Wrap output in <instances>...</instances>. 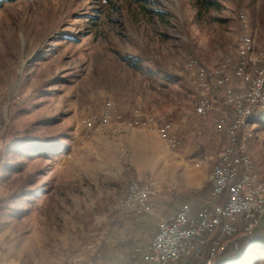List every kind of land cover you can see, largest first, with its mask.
Wrapping results in <instances>:
<instances>
[{
  "label": "rangeland",
  "instance_id": "374dc122",
  "mask_svg": "<svg viewBox=\"0 0 264 264\" xmlns=\"http://www.w3.org/2000/svg\"><path fill=\"white\" fill-rule=\"evenodd\" d=\"M147 1L165 17L144 16L130 0L0 6V264H105L104 241L131 180L153 184L158 221L206 200L234 121L224 100L254 80L249 68L235 73L244 38L248 55L264 61V0H212L218 8L207 13L195 0ZM200 70L226 77L224 87L206 95L211 107L204 116L194 111L204 98L195 90ZM105 111L111 120L103 125ZM135 112L171 124L177 144L165 148L156 131L130 126ZM90 117L96 121L88 128ZM261 121L248 120L235 143L245 139L246 155L264 178ZM32 137L52 141L32 158L14 157L11 143ZM3 163L22 170L8 174ZM244 237L264 241V215L250 235H216L211 264L226 263ZM212 241L176 264H206ZM255 259L264 264V255Z\"/></svg>",
  "mask_w": 264,
  "mask_h": 264
},
{
  "label": "built area",
  "instance_id": "2783aa9c",
  "mask_svg": "<svg viewBox=\"0 0 264 264\" xmlns=\"http://www.w3.org/2000/svg\"><path fill=\"white\" fill-rule=\"evenodd\" d=\"M249 51V39L244 38L238 49L240 62L235 73L241 77L249 68L253 71L254 80L248 91L227 95L224 100L225 106L231 107L233 111L234 121L225 130L228 144L212 169V186L207 198L196 214L185 203L168 219L158 221L152 241L138 253L141 260L148 264H176L183 257L196 258L205 244L216 235L231 238L238 233V229L244 235H250L264 215V178L257 176L246 155L243 144L245 139L235 143V135L240 127L250 119L264 117V61L259 63L251 58ZM225 84L226 77L223 74L199 71L195 90L202 93L204 98L194 107L198 116H204L211 107L206 95L215 93ZM110 120L108 111L103 112L98 119L103 125ZM95 121L96 118L90 117L87 127L90 128ZM129 125L156 131L168 147L177 144L170 137L171 124H157L152 119H141L139 113L135 112ZM224 193L225 201L222 200ZM153 195L152 183L131 180L118 208L123 212L149 213ZM218 245L217 241H212L206 264L212 263Z\"/></svg>",
  "mask_w": 264,
  "mask_h": 264
},
{
  "label": "crops",
  "instance_id": "0c3cea01",
  "mask_svg": "<svg viewBox=\"0 0 264 264\" xmlns=\"http://www.w3.org/2000/svg\"><path fill=\"white\" fill-rule=\"evenodd\" d=\"M160 141L163 142L165 148H172L168 147L161 139ZM152 206L151 199V212L149 213L119 211L115 222L117 225L110 231L109 238L104 241L109 249L108 253L105 251L101 253L105 264H148L141 260L138 253L152 241L157 232V217L162 214V211ZM179 208L180 206L174 212ZM191 210L193 214H196L198 209L191 207ZM174 212L163 216V218L168 219Z\"/></svg>",
  "mask_w": 264,
  "mask_h": 264
},
{
  "label": "trees",
  "instance_id": "16d2710c",
  "mask_svg": "<svg viewBox=\"0 0 264 264\" xmlns=\"http://www.w3.org/2000/svg\"><path fill=\"white\" fill-rule=\"evenodd\" d=\"M19 1L25 0H0V6L7 3H15ZM132 3L137 6L142 12V15L147 16L149 14L154 15L158 18L165 17L164 13L152 11L149 9L148 5H150L147 0H130ZM197 6H199L200 10L204 13H207L209 10H215L218 8L216 2L212 0H195ZM261 124H264V121H261ZM52 141V138L45 137H32L30 139H20L15 143H11L10 150L14 157L19 158H32L35 155L42 152L48 144ZM2 169L3 172L8 174L12 173V171L21 172V164L18 163H3ZM31 177L29 176L27 179V184H30ZM226 199V193L222 198L223 201ZM177 211V210H176ZM240 249L230 256L226 263L224 264H255L256 256L259 254L264 255V241L256 238H246L244 237L240 243ZM251 254V259H249V255Z\"/></svg>",
  "mask_w": 264,
  "mask_h": 264
},
{
  "label": "bare ground",
  "instance_id": "6f19581e",
  "mask_svg": "<svg viewBox=\"0 0 264 264\" xmlns=\"http://www.w3.org/2000/svg\"><path fill=\"white\" fill-rule=\"evenodd\" d=\"M249 259H251V254L249 255Z\"/></svg>",
  "mask_w": 264,
  "mask_h": 264
}]
</instances>
